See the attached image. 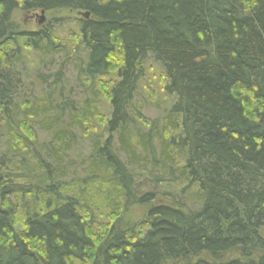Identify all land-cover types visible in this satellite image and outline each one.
Segmentation results:
<instances>
[{"label":"trees","instance_id":"1","mask_svg":"<svg viewBox=\"0 0 264 264\" xmlns=\"http://www.w3.org/2000/svg\"><path fill=\"white\" fill-rule=\"evenodd\" d=\"M261 230L264 0H0V264H264Z\"/></svg>","mask_w":264,"mask_h":264},{"label":"rangeland","instance_id":"2","mask_svg":"<svg viewBox=\"0 0 264 264\" xmlns=\"http://www.w3.org/2000/svg\"><path fill=\"white\" fill-rule=\"evenodd\" d=\"M52 16L56 18L63 17V16L74 18L76 14L63 11V13L55 14ZM13 19L17 24H19L21 28H23L24 30L28 32L38 31L41 28V26L46 25L51 20L50 16L44 13H41V12H34V13L28 14V13H22L19 11L13 14ZM57 63L58 61L56 60L53 68H51L50 70H43L44 73H51V74L54 73L55 69L58 66ZM144 68H145V75L143 78V82L137 89L138 91L137 103L141 105L145 118L158 119V117H160L163 114L162 113L163 109H160V107L163 105L162 94L160 90L158 89L160 87L159 84L164 83V79L162 76V70L152 60H148L147 62H145ZM33 70L32 71L30 69L29 71L26 70V72L29 75L27 83H30L31 87L26 88L25 91H27V93L34 95V94H38L41 92L40 91L41 86L38 84V81L36 80V74H37L36 70L34 71ZM40 71L43 72L42 70ZM65 72L69 75L68 70H66ZM153 93L156 95L153 96ZM80 145L82 147V150H85L88 147V144L85 140H81ZM260 233H262V235L264 236V230H261Z\"/></svg>","mask_w":264,"mask_h":264},{"label":"water","instance_id":"3","mask_svg":"<svg viewBox=\"0 0 264 264\" xmlns=\"http://www.w3.org/2000/svg\"><path fill=\"white\" fill-rule=\"evenodd\" d=\"M41 13H43V12L41 11ZM84 17H85V18L88 17V14H84ZM40 23H41V21H40ZM40 23H39V24H40Z\"/></svg>","mask_w":264,"mask_h":264}]
</instances>
